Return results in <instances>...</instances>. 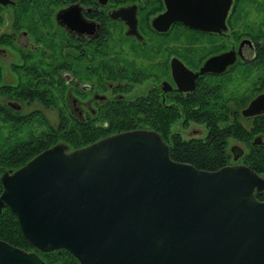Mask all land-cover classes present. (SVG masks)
<instances>
[{
	"label": "water",
	"instance_id": "obj_1",
	"mask_svg": "<svg viewBox=\"0 0 264 264\" xmlns=\"http://www.w3.org/2000/svg\"><path fill=\"white\" fill-rule=\"evenodd\" d=\"M230 4L164 0L152 24L165 30L177 20L219 32ZM234 58L229 48L191 70L172 56L170 73L177 89L190 88L197 74L221 72ZM257 113H264V90L240 109L243 116ZM240 151L231 149L232 158ZM0 185V209H10L33 248L64 249L77 264H264V199L255 196L264 176L244 163L203 169L174 160L150 128L115 131L74 148L57 141L2 170ZM34 249L0 239V264H44Z\"/></svg>",
	"mask_w": 264,
	"mask_h": 264
},
{
	"label": "flooded vegetation",
	"instance_id": "obj_2",
	"mask_svg": "<svg viewBox=\"0 0 264 264\" xmlns=\"http://www.w3.org/2000/svg\"><path fill=\"white\" fill-rule=\"evenodd\" d=\"M263 3L264 0H252L251 5H249V0L236 1V10L239 13L237 28L241 34L234 41L230 38L227 25V14L231 4L225 16V28L219 32H213L188 27L177 20L170 22L165 30L157 29L155 27L157 22L154 25L152 20L164 11V0H0V86H7L11 90L34 92L41 78L42 68L40 66L52 52V48L43 46L44 38L54 37L58 41L57 44L62 45L60 54L56 56L60 57L61 65H63L58 72L63 77L65 104L71 112L74 109L73 113L84 120L89 118L86 117V113L90 116L95 113L89 105L94 106L95 109V102L101 103L109 98L105 93L107 89L115 94L112 99L129 98L134 91L147 90L149 78L143 83L133 82L127 89L120 86V81L123 80L120 75H130L132 72H149L151 75L159 76L156 89L160 101H167L166 104H176L179 98H185L193 93L197 83L202 80L218 79L225 85L224 80L232 77L229 71L233 66L240 64L244 68L254 67L252 72L255 74L249 82L243 83L245 86L241 89L243 92L251 87V83L259 85L263 81L259 78L264 75V32L261 35L257 34L254 38L244 34L245 26L248 24L246 19L251 20L253 27H261L264 31ZM253 7L257 13L261 14V19H259L261 23L257 21L258 18H253V10H249ZM118 8L121 12L112 14ZM58 11H61V14L56 18ZM128 27L129 31L133 32L126 33ZM134 27L136 32L133 30ZM181 29L190 30L188 37L184 39L196 38V32H205L209 34V42L189 41L179 45L178 38H180ZM174 30H176L175 34ZM121 34L129 39L130 43H139L143 51L154 49L158 54L157 57L132 58L118 52L112 53L110 41L118 42ZM159 35L173 36V40H167L165 43L163 40L159 42ZM216 35L223 37L224 41L216 40ZM105 37H107V42ZM150 41H156L159 45L149 44ZM102 43L105 44L101 46ZM105 46L108 49L111 48V52H108L106 56L113 75H115L113 80L106 81L105 86L101 87L91 72L92 78L89 80L78 78L84 72L89 73V66L84 68L83 60L95 61L99 56L100 48ZM229 48L233 49L235 58L231 64L226 65L223 71H205L194 77L190 88H187L186 84H183L181 89L176 88L170 73L169 60L172 56L180 59L191 70H196L207 56ZM69 55H76V62H71L74 66L68 64ZM189 57H199L200 61L195 66L189 65L184 60ZM4 59H7L6 63L3 62ZM119 59L121 64L117 62ZM6 67L9 71H5ZM93 70L94 68L90 71ZM4 73L7 80H3ZM14 85L19 86L13 89ZM125 86L127 87V83ZM73 89L85 92V94L73 95ZM116 90L122 91L115 92ZM262 90H264V82L262 87L246 100V103ZM33 101L35 100L13 98L1 94L0 115L9 117ZM254 115L242 116L252 117ZM255 136H259L260 141L263 140V136L257 134L249 141L251 142ZM231 149L237 152L241 148L237 145H230L229 150ZM240 152L243 153L242 150Z\"/></svg>",
	"mask_w": 264,
	"mask_h": 264
},
{
	"label": "trees",
	"instance_id": "obj_3",
	"mask_svg": "<svg viewBox=\"0 0 264 264\" xmlns=\"http://www.w3.org/2000/svg\"><path fill=\"white\" fill-rule=\"evenodd\" d=\"M236 1H232L227 14L228 32L234 41L241 34L237 28L239 13L236 10ZM246 20L248 24L245 26L244 34L254 38L257 34L261 35L264 32L261 27H253L251 20ZM57 42L54 37L44 38L43 46L52 48V52L40 66L42 68L41 78L34 92L11 90L7 86H0V95L34 99L42 106L54 108L58 116L54 126L46 123L45 129L34 137L19 140L16 137L11 139L9 134L3 136L0 141V171L19 166L39 150L57 141H62L69 148H74L115 131L143 127L159 133L167 143L168 154L172 159L186 161L203 169H215L228 163L230 154L226 148L227 139L228 137L239 139L247 146V150L240 157V162L264 176V142L252 143L249 141L253 135L259 134L264 137V113L252 116L248 127H244L238 121L239 109L250 96L262 87L264 75L259 78L263 79L259 85L251 83L250 88L237 94L227 92V85L225 86L218 79L202 80L197 83L193 93L188 94L185 98H179L176 104H166L167 101H160L157 95L156 81L159 76L140 71L132 72L130 75L119 72L120 78L123 79L120 81L122 88L124 86V89H127L133 82L143 83L149 78L151 81L149 80L148 89L135 95L132 99L118 98L107 99L101 103L95 102V113L91 116L86 113V117L89 118L84 120L75 115L73 113L75 111L71 112L65 104L63 77L58 72L63 65H61L60 57L56 56L60 54L62 45ZM107 54L106 49L100 48L99 56L95 61L83 60L84 68L89 66V73L84 72L78 78L89 80L93 74L101 87L105 86L106 81L113 80L115 75L110 68ZM184 60L189 65L195 66L199 63L200 58L189 57ZM67 61L69 65L74 66L71 62H76V55H69ZM93 68L94 70L90 71ZM18 86L14 85L12 88L15 89ZM224 88L226 89L224 90ZM140 91L141 89L138 90V92ZM72 93L73 95L85 94V92L76 90ZM35 116H39L38 119L42 121L45 120L37 108L31 109L25 114L15 111L9 117L5 115L2 118L11 120L13 123L16 122L15 124H21ZM176 121H179L183 126L189 121L202 123L206 131L203 136L185 138L178 131L172 129V125ZM255 196L258 199H264V188L255 192ZM0 239L25 250L34 249L21 234L15 215L6 205L0 209ZM35 251L44 264H77L76 258L64 249L47 252Z\"/></svg>",
	"mask_w": 264,
	"mask_h": 264
},
{
	"label": "rangeland",
	"instance_id": "obj_4",
	"mask_svg": "<svg viewBox=\"0 0 264 264\" xmlns=\"http://www.w3.org/2000/svg\"><path fill=\"white\" fill-rule=\"evenodd\" d=\"M251 2H252V0H249V5H251ZM249 10H253V18H255V19L258 18L257 21H259L261 23V21L259 20V19H261V14L259 12L257 13L256 10L254 9V7L249 8ZM189 31L190 30L185 31L184 29H181L180 38H178V41L180 43L179 45H181V43H186L189 41L195 42V43L198 41H204L206 43L209 42V39H210L209 34L205 33V32H201V33L196 32V38H192V39H188V40L184 39V37H188L187 34L190 33ZM175 33H176V30H174V34ZM170 35H171V33H170ZM159 36H160L159 42H161L163 40V42L165 43L167 40H173V36H171V37H169L168 35H164V36L159 35ZM105 40L107 42V37H105ZM216 40L224 41L223 37H220L217 35H216ZM104 44L105 43H102L101 46H103ZM149 44H153L154 46L159 45L158 43H156V41H150ZM210 45H211V43H210ZM110 46L112 48V53L118 52L119 54H123V55H126L128 57H132V58H143L146 56L147 57H150V56L157 57V55H158L154 49H147V50L143 51V47H141V45L139 43H137V42L130 43V40L127 39L122 34L119 36L118 42L110 41ZM102 48L106 49L107 53L111 52V48L108 49L106 46L102 47ZM3 62L6 63L7 59H4ZM117 62L120 64L122 63L120 59ZM253 70H254V67L244 68L240 64L233 66L229 71V73L231 74L232 77H229L226 80H224L225 85H227V92H229L231 94L240 93L241 89L244 86L243 83H247V82H249L250 79L253 78V76L255 74V72H252ZM5 71H9L7 67L5 68ZM6 74L9 75L8 73H6ZM3 80H7L5 78V73L3 74ZM107 90L105 93L109 97L108 99H112L114 97L113 95H115V94H113V92L107 91ZM121 91L122 90H116L115 92H121ZM139 93H141V92L134 91L132 94H130L131 96H129L128 99H130V98L132 99L134 97L132 95H134V94L137 95ZM69 98H68V100H69ZM89 107L92 110H94V106L89 105ZM33 108H37L38 110H40V112L43 115L45 120L42 121V120L38 119L39 116L38 117L35 116V117H31V119L26 121V122H23L21 124H15L16 122L13 123V121H11V120L10 121L8 119L5 120L2 117H0V141L3 139V136H5L7 134L11 135V139H14L16 137L19 140H25V139L34 137L37 134H39L41 131H43L45 129L46 123L53 125V126L57 123V118H58L57 111L52 107H44L37 101H33L30 105L25 106L24 108L20 109L18 112L20 114H25V113H28ZM72 108H73V106H72ZM73 111H75V110L73 109ZM238 121H240L244 127H248V125L250 124V121H251V117H243L242 115H239ZM172 129L178 131L180 133V135L182 137H185V138L203 136L205 131H206V129L202 123L193 122V121H189L185 126H183L179 121H176L175 123H173ZM238 140L239 139H235L233 137H228V139H227L226 148L230 154L229 161H231L232 163H242V162H240V157L247 150V146L244 144V142L242 141L243 142L242 143ZM230 145H237L238 147L241 148L243 153H241V155L237 156V158L233 159L232 153L229 150Z\"/></svg>",
	"mask_w": 264,
	"mask_h": 264
}]
</instances>
